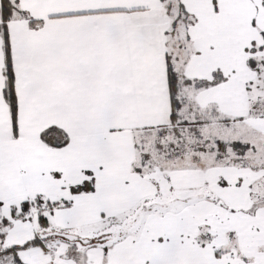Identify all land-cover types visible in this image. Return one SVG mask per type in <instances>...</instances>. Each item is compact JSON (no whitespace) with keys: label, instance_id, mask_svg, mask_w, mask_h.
Returning <instances> with one entry per match:
<instances>
[{"label":"snow or ice","instance_id":"1","mask_svg":"<svg viewBox=\"0 0 264 264\" xmlns=\"http://www.w3.org/2000/svg\"><path fill=\"white\" fill-rule=\"evenodd\" d=\"M0 264H264V0H0Z\"/></svg>","mask_w":264,"mask_h":264}]
</instances>
